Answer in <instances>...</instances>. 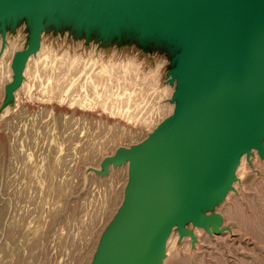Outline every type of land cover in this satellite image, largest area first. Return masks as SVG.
I'll return each instance as SVG.
<instances>
[{
    "label": "rangeland",
    "instance_id": "obj_1",
    "mask_svg": "<svg viewBox=\"0 0 264 264\" xmlns=\"http://www.w3.org/2000/svg\"><path fill=\"white\" fill-rule=\"evenodd\" d=\"M219 1L0 0V264H264V125L189 113Z\"/></svg>",
    "mask_w": 264,
    "mask_h": 264
},
{
    "label": "water",
    "instance_id": "obj_2",
    "mask_svg": "<svg viewBox=\"0 0 264 264\" xmlns=\"http://www.w3.org/2000/svg\"><path fill=\"white\" fill-rule=\"evenodd\" d=\"M213 69L199 101L189 113L199 114L213 153L226 125L245 121L244 109L258 113L264 125V0H235L230 20L216 49L200 61L199 69ZM251 144L240 137L230 145L236 149ZM230 146L223 164L230 158Z\"/></svg>",
    "mask_w": 264,
    "mask_h": 264
},
{
    "label": "bare ground",
    "instance_id": "obj_3",
    "mask_svg": "<svg viewBox=\"0 0 264 264\" xmlns=\"http://www.w3.org/2000/svg\"><path fill=\"white\" fill-rule=\"evenodd\" d=\"M31 2V1H30ZM51 2V1H50ZM234 2L235 0H221L217 3L213 2L212 4L210 3L209 4V7L210 9L212 10H216L217 11V14H218V20L221 21V22H224L225 25L228 24L229 20H230V17H231V13H232V10H233V6H234ZM27 3V2H25ZM24 3V5H25ZM49 3V2H48ZM47 3V4H48ZM29 4V1L28 3ZM31 4V3H30ZM29 4V5H30ZM50 4V3H49ZM48 4V5H49ZM48 5H46V7H48ZM28 6V5H27ZM32 7V6H31ZM30 7V8H31ZM183 7V5H182ZM17 8V7H16ZM21 8V6L19 7ZM23 8V7H22ZM21 8V10H22ZM25 8V7H24ZM23 8V9H24ZM49 8V7H48ZM29 9V8H28ZM47 9V8H46ZM45 9V10H46ZM20 10V11H21ZM26 10V9H25ZM32 10V9H31ZM18 12L19 9L17 10ZM33 11V10H32ZM182 11V9H181ZM30 12V10H29ZM21 13V12H20ZM32 14H34V12H32ZM31 14V15H32ZM46 14V13H45ZM183 14V13H182ZM30 15V16H31ZM34 16V15H33ZM32 16V17H33ZM183 16V15H181ZM30 17V18H32ZM33 19V18H32ZM183 20V19H182ZM184 21V20H183ZM33 23V21H31ZM184 26H185V22H183ZM32 29V28H31ZM210 33V32H208ZM209 35V34H208ZM206 36V35H205ZM211 42V41H210ZM208 44V43H207ZM211 44V43H210ZM203 45V43H202ZM205 45V44H204ZM206 46V45H205ZM210 47V45H208ZM203 47V46H202ZM207 49V47L205 48ZM209 49V48H208ZM196 51V50H195ZM207 50H205V53H206ZM199 54V56L197 57L198 60L200 59V55L202 53H204V47L203 48H200V49H197V52ZM204 53V54H205ZM201 55V60L202 58H204L203 56L205 55ZM195 58V60L197 59ZM194 60V59H193ZM194 60V61H195ZM193 63H196L197 61H195ZM191 64V63H190ZM193 65V64H191ZM190 67V66H189ZM189 71H190V68H189ZM188 72V70H187ZM203 73L201 74L200 76V84H201V88L203 90V88L205 87L206 83L209 81V79L211 78V75L213 73V69H205L204 71H202ZM189 73V72H188ZM186 79V78H184ZM191 79L192 78H188ZM188 79H186L185 81H187ZM189 83V82H188ZM189 85H191V82L189 83ZM190 87V86H189ZM188 88V87H187ZM190 92V91H189ZM188 92V93H189ZM193 92V91H192ZM191 92V93H192ZM189 95V94H188ZM181 98V97H180ZM179 98V99H180ZM184 101L188 102L187 100L183 99ZM181 101V100H180ZM177 111V110H176ZM175 111V112H176ZM244 117H245V121H241V122H236L232 127H228V125L225 126L224 128V133L221 137V140H220V143H219V146L215 149V151L213 152L214 154V160H219V158L221 156H223L225 154V147L227 145L230 146V158L229 160H231V158L233 157L234 155V152L236 150V148L234 146H231L230 143L231 142H235L237 141L238 138L240 137H248V138H252V137H257L258 136V133L259 132H262L263 130V121H262V118L261 116L256 113V112H253L252 109L250 107H247L245 108L244 110ZM160 125V124H159ZM254 149V148H253ZM256 150V149H255ZM213 159V158H212ZM195 194V193H194ZM192 199V198H191ZM195 204V201L193 202ZM167 216V215H166ZM165 216V217H166ZM170 217V216H169ZM167 218V217H166ZM172 218V217H171ZM170 218V219H171ZM174 218V217H173ZM162 219V218H161ZM168 220V219H167ZM164 221V220H163ZM175 221V220H174ZM169 222V221H168ZM174 223V222H173ZM171 225V224H170ZM173 226V225H172ZM168 230V229H167ZM167 234V233H166Z\"/></svg>",
    "mask_w": 264,
    "mask_h": 264
}]
</instances>
